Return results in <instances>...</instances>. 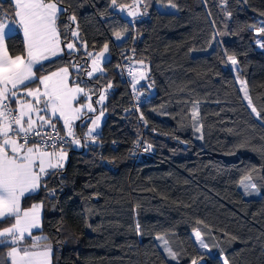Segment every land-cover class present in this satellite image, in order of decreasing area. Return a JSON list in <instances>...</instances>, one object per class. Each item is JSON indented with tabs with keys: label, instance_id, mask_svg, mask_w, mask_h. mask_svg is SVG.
<instances>
[{
	"label": "trees",
	"instance_id": "1",
	"mask_svg": "<svg viewBox=\"0 0 264 264\" xmlns=\"http://www.w3.org/2000/svg\"><path fill=\"white\" fill-rule=\"evenodd\" d=\"M158 3L176 7L159 11ZM59 6L65 9L57 21L62 45L72 42L76 51L69 56L65 50L36 72L67 66L94 105L100 95L104 99L96 107L103 113L98 132L84 136L91 115L80 118L79 147H67L65 166L22 199L23 207L43 206L33 237L47 238L52 264H190L202 254L207 264H223L220 257L229 264H264V50L254 34L264 27V0H142L133 20L111 0H61ZM12 7L0 0L4 13L11 15ZM105 44L103 72L87 76L86 54ZM6 45L11 55L24 54L18 31ZM229 56L238 61L235 71ZM121 61L145 68L132 81L145 97L138 113H124L132 84L115 69ZM136 141L150 143L154 153L136 156ZM249 175L252 194L240 186ZM9 222H0V229ZM193 230L208 251L198 248ZM159 237L175 259L160 248ZM9 246H0V264H10Z\"/></svg>",
	"mask_w": 264,
	"mask_h": 264
},
{
	"label": "snow or ice",
	"instance_id": "2",
	"mask_svg": "<svg viewBox=\"0 0 264 264\" xmlns=\"http://www.w3.org/2000/svg\"><path fill=\"white\" fill-rule=\"evenodd\" d=\"M60 2L61 0H9L13 5L9 10L11 15L0 10V222L5 219L13 220L9 227L0 230V246H11L6 254L10 258V264H48L51 245L46 244L41 250L40 245L47 238H34L32 232L33 229L40 227L39 210L42 204H34L30 209L22 210L20 202L26 194L30 196L41 187L44 176L55 174L50 173V169L63 167L62 162L66 158V153L56 150L58 137L61 140L63 137L59 136L52 117L62 119L65 135L74 137L72 121L78 119L85 109L88 112L95 111L90 103L73 107V102L78 100V94H83L86 100H90L91 97L79 84L69 86V67H62L58 71L39 77L36 75L35 66L61 56L65 49L69 56L76 51V45L72 42L66 43L64 48H61V33L57 21L59 14L65 9L59 7ZM141 3L142 0H134L133 6ZM111 4L114 9L120 8L121 11L125 7L119 5L117 0H111ZM170 7L175 8L176 5L170 4ZM128 15L134 13L129 12ZM69 19L75 21V16ZM17 31L22 32L25 55H17L13 58L7 54L5 39L10 32ZM258 31L264 32V27ZM65 32L78 37V33L71 31L68 25H65ZM114 37L116 41L123 38L121 32L114 33ZM257 43L264 47V43L260 40H257ZM107 52L108 44H105L101 52L87 53L92 63L91 69L86 70L87 76L92 77L95 72H103L100 60H107L105 56ZM227 59L232 65L238 63L234 56H229ZM70 66L77 71L84 70L79 64ZM129 74H133L132 69H129ZM36 81L42 86V90L39 86L36 88L28 86ZM132 87L135 89V82ZM22 96L32 99L21 103ZM244 98L249 100L251 106L246 91ZM103 99L101 95L96 103H100ZM11 103H16L17 109L13 110ZM49 110L50 116L41 115L48 113ZM252 112L260 118V113L255 107H252ZM33 114L36 119H33ZM99 118L98 116L91 120L94 127L89 129V134L94 131ZM45 128L52 131L45 132ZM53 132L55 135L52 134ZM35 137L40 139L34 140ZM69 143L79 144L80 141L73 139ZM150 147L151 145L148 146ZM53 159L55 163L52 162ZM251 179L249 175L241 181L246 194H252L248 192L249 187L256 188L255 184L245 183ZM194 235L200 248L209 249L200 231H196ZM26 240H31V246H23ZM169 255L173 259L176 258L171 250ZM208 255L211 256L210 250ZM200 260L203 261V254ZM191 264H198V260L193 258ZM203 264H207V261H203ZM223 264H229L226 258Z\"/></svg>",
	"mask_w": 264,
	"mask_h": 264
},
{
	"label": "crops",
	"instance_id": "3",
	"mask_svg": "<svg viewBox=\"0 0 264 264\" xmlns=\"http://www.w3.org/2000/svg\"><path fill=\"white\" fill-rule=\"evenodd\" d=\"M59 7H60V6H59ZM18 32H19V31H18ZM19 33H20V35H21V37H22V32H19ZM11 34H12V32L9 33V35H11ZM22 40H23V39H22ZM5 46H6V48H7V45H6V39H5ZM61 48H64L63 45H62V43H61ZM65 50H67V49H65ZM7 54H8L9 56L13 57V58H14L15 56H17V55H15V56L11 55V54L9 53L8 49H7ZM24 55H25V51H24V54L21 55V56H24ZM52 59H53V58H52ZM45 62H46V61H45ZM42 63H44V62H42ZM37 66H39V65H37ZM37 66H35V67H37ZM62 67H67V66H62ZM62 67L56 68V69H54V70H52V71H50V72H48V73H45V74H38V73L36 72V75H37L38 77H39V76H43V75L49 74V73H51V72H53V71H58V70H59L60 68H62ZM69 72H70V76H69V86L72 87V86H75V85L78 84V83L76 82V79L73 77V75H72L73 73L71 72V69H70V68H69ZM141 75H142V73L137 74V75H136V78H139ZM28 86L31 87V88H36V87L39 86V87H41V90H42V86H40V85L38 84V81L33 82V83H30ZM79 86H80L81 88H83V89L85 90V92L91 97L90 92H89L86 88H84L81 84H79ZM31 99H32L31 97H23V96H22V97H21V103H24V102H26V101H30ZM90 101L92 102L91 99H90V100H86V99L84 98V95H83V94H78V100L73 102V107H79L81 104H84V105L89 104ZM101 102H102V101H101ZM101 102H100V103H101ZM92 103H93V102H92ZM100 103H98V104H100ZM11 105L14 107V109H17V107H18V105H17L16 103H11ZM37 107H38V106H37ZM41 115H45L46 117H47V116H50V110H49L48 113H41ZM85 115H91V116H90V118H89V125H88L86 131L84 132V136H86V137H90V136H93L94 134H96V133L98 132L99 127H100V124H101V122H102V120H103V115H101L96 109H95V111H92V112H88V111L85 109L84 111H82V112L80 113L78 119H74V120L72 121V124H73L72 131L74 132L75 135H74V137H69V138H70L69 141H71V140H73V139H77V140H79V135H77V133H76L75 125H76L77 121H78L80 118L84 117ZM98 116H99L100 118H99V120H98V122H97V126H95L94 131H92V132L89 134V129L94 127V126L92 125V123H91V120L96 119V117H98ZM33 119H36L35 114H33ZM52 120H53V122H54L56 125H58L60 131H61L62 133L65 134V133H66V130H65L64 127H63V120H62V119H57L56 117H52ZM79 145H80V143H79V144H76V143H69V142H68V145H66V146L64 145V146H59V147H57V149H56L57 152H59V151H63V152L66 153V158H65V160L62 162V163H63V167L65 166L66 161H67V147L71 146V147H73V148H78ZM30 146H31V144H30ZM48 150L51 151V149H48ZM52 162L55 163V159H53ZM63 167H62V168H63ZM62 168H58V169H55V170H59V169H62ZM51 171H54V170L50 169L49 172H51ZM39 189H40V188H39ZM39 189H38V190H39ZM38 190H37L36 192H38ZM36 192H34V193H36ZM34 193H32V194H34ZM25 196H28V195L26 194ZM22 199H23V198H22ZM22 199H21V202H20V206H21V209H22V210H28V209H30V208L32 207V205H34V204H41L40 202H35V203H33V204H31V205H29V206H27V207H23V206H22ZM42 215H43V206H42V207L40 208V210H39V217H40L39 223H40V227L37 228V229H33L32 232H37V231H39V230L41 229V226H42ZM5 220H9L10 222H9L8 225L2 227L0 230L4 229V228H6V227H9V226L13 223V220H11V219H5ZM36 237H43V236H42V235H38V236H36ZM34 238H35V237H34ZM46 244H47V245H50L47 241H43V242L41 243V245H40V249L43 250V249H44V245H46ZM23 246H31V243L24 244ZM10 247H11V246H9L8 251L10 250ZM52 255H53V250H52V248H51V251H50V254H49V259H48V264H52ZM9 259H10V258H9ZM220 259H221V261H222V263H223L224 258H223V257H220Z\"/></svg>",
	"mask_w": 264,
	"mask_h": 264
},
{
	"label": "built area",
	"instance_id": "4",
	"mask_svg": "<svg viewBox=\"0 0 264 264\" xmlns=\"http://www.w3.org/2000/svg\"><path fill=\"white\" fill-rule=\"evenodd\" d=\"M116 71H118V73L120 74V77L122 80L131 83L134 80V76L135 73L137 72H143L144 71V67L138 63L135 62H130V61H121L118 63V65H116ZM129 69L133 70V74L130 75L129 74ZM130 84V85H131ZM131 89V100H130V105L129 107L124 111V113H129V112H133V113H138L141 109L142 103L145 100L144 94L136 89H133L132 85L130 86ZM8 103V102H6ZM10 106L14 109V107L10 104ZM56 129L59 131V136L63 137V139H59L58 137V143H57V147L59 146H64L66 143L69 142L70 138L67 137L64 133H62L58 127V125H56ZM45 132H51L52 130L49 128H45L44 129ZM53 135H55V133H52ZM39 137H35L34 140H39ZM151 145L150 143L147 142H142V141H136L134 142V152L136 156H140V155H152L154 153V147L151 145L150 148H148V146ZM147 149V150H145Z\"/></svg>",
	"mask_w": 264,
	"mask_h": 264
},
{
	"label": "rangeland",
	"instance_id": "5",
	"mask_svg": "<svg viewBox=\"0 0 264 264\" xmlns=\"http://www.w3.org/2000/svg\"><path fill=\"white\" fill-rule=\"evenodd\" d=\"M133 4H134V0H133V3H132L131 5H128V6H125V7H124V8H123V11H121L120 8H119V11H120L121 15H122L123 17L129 19V20H133V18H134L135 16H139V15L141 14V11H142V10L140 9L139 5H138V6H133ZM156 7H157V9H158L159 11H172V10L175 9V8H173V7H170V3H167V4H165V5H162V4H159V3H158V4H156ZM129 12H133L134 15H131V16L128 15ZM258 30H259L258 28H255V29H254V34H255V44H256V46H257L258 49H260V50H264V47H261L260 44L257 43V40H260L261 43H264V33H261V34H260ZM84 48H85L84 45H82V46H81V49L83 50ZM102 50H103V49H101V50L98 51L97 53L101 52ZM94 54H96V53H94ZM105 56L108 58V53H105ZM86 57H87V54H86ZM87 61H88V69H91V67H92L91 59L87 57ZM104 61H105L104 59H101V60H100V67H101L102 69H103L102 64H103ZM230 63H231V62H230ZM232 68H233V70L235 71L236 66H235V65H232ZM76 71H77V70H76ZM100 73H102V72H95V73H93V76L98 75V74H100ZM140 77H141V76H140ZM236 79H237V84H238V86H239L240 92H241V94H242V96H243V98H244V97H245V91L247 92L246 84H245L244 80H241L239 77H237ZM137 80H139V79L137 78ZM247 95H248V93H247ZM100 97H101V95L97 98L96 101L100 100ZM244 100L246 101L247 105L250 107V105H249V100H248V99H245V98H244ZM90 104L92 105L93 109H96V107H97V108L99 107V106H98V103H96V104L94 105V104L90 101ZM245 183H246V184H249L248 181H245ZM240 186H241L242 189L245 190L244 185L241 184ZM249 189H250V187L248 188V190H249ZM196 231H197V230H193V231L191 232V235H192V237H193V239H194L196 245L198 246L199 249H201V250H203V251H208V249L200 248L199 243L196 241V238H195V235H194V233H195ZM157 239H158V244H159L160 248H161L165 253H167V254L169 255V250H170V249H169V247H168L167 244H166L165 238H164V237H159V238H157Z\"/></svg>",
	"mask_w": 264,
	"mask_h": 264
},
{
	"label": "water",
	"instance_id": "6",
	"mask_svg": "<svg viewBox=\"0 0 264 264\" xmlns=\"http://www.w3.org/2000/svg\"><path fill=\"white\" fill-rule=\"evenodd\" d=\"M197 260H198V264H203V261H207V258H206V257H203V261H201L200 258L197 259ZM190 264H191V263H190Z\"/></svg>",
	"mask_w": 264,
	"mask_h": 264
}]
</instances>
